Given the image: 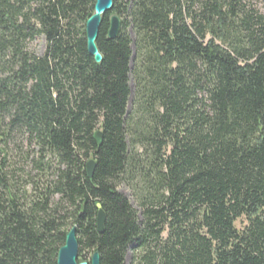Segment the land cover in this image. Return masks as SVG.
<instances>
[{"label":"trees","instance_id":"obj_1","mask_svg":"<svg viewBox=\"0 0 264 264\" xmlns=\"http://www.w3.org/2000/svg\"><path fill=\"white\" fill-rule=\"evenodd\" d=\"M94 4L0 0V264H56L69 226L99 264H264V9L113 0L97 64Z\"/></svg>","mask_w":264,"mask_h":264},{"label":"water","instance_id":"obj_2","mask_svg":"<svg viewBox=\"0 0 264 264\" xmlns=\"http://www.w3.org/2000/svg\"><path fill=\"white\" fill-rule=\"evenodd\" d=\"M113 0H95L93 14L85 23V36L88 55L91 56L95 63L102 61V55L97 49L96 40L103 17L112 11ZM120 26L119 18L115 15L110 17L108 39H114L118 35ZM94 138L98 145L101 143L102 134L97 131ZM86 174L91 178L95 168V162L90 160L86 163ZM105 214L101 208H98L96 215V229L99 233L104 230ZM56 264H99V254L96 252L91 256L90 261L80 260L78 257V242L76 238V227L73 226L65 237V244L59 249Z\"/></svg>","mask_w":264,"mask_h":264},{"label":"rangeland","instance_id":"obj_3","mask_svg":"<svg viewBox=\"0 0 264 264\" xmlns=\"http://www.w3.org/2000/svg\"><path fill=\"white\" fill-rule=\"evenodd\" d=\"M249 1L253 6H255L258 10L260 11H263L264 9V0H247ZM44 49H45V41L42 37L40 38H37L35 39L33 42H31L29 45H28V50L30 52H33L37 55H41L43 54L44 52ZM133 49V52H134V48ZM129 87H130V90H131V95L129 97V101L127 103V111L129 112L133 106V100H134V80H133V77L130 76V82H129ZM22 148V153H19L17 150L18 149H15V147H20ZM8 148H9V152L11 151L14 155V157L16 159H18V161L20 160L21 163H24V158H26L28 155H30V149L27 145V142L25 141V139L21 138V137H16V138H13L12 142H10L8 144ZM28 170H31V166H28L27 167ZM33 173V172H32ZM35 173V172H34ZM118 191L123 194L127 199H129V201L132 203L133 207L139 211V208L134 200V197H133V193H132V190L130 188H128L127 186L125 185H121L120 187H118ZM241 225L237 223V227H240ZM72 228V226H69L67 228V232H69V230ZM78 255L79 258H84L86 261H89L91 255L89 252H82V253H79ZM132 262V252H131V249H129L127 251V254H126V257H125V264H130Z\"/></svg>","mask_w":264,"mask_h":264}]
</instances>
